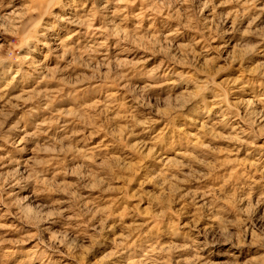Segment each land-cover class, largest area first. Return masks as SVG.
<instances>
[{"label":"rangeland","instance_id":"1","mask_svg":"<svg viewBox=\"0 0 264 264\" xmlns=\"http://www.w3.org/2000/svg\"><path fill=\"white\" fill-rule=\"evenodd\" d=\"M0 264H264V0H0Z\"/></svg>","mask_w":264,"mask_h":264},{"label":"bare ground","instance_id":"2","mask_svg":"<svg viewBox=\"0 0 264 264\" xmlns=\"http://www.w3.org/2000/svg\"><path fill=\"white\" fill-rule=\"evenodd\" d=\"M55 38V37H54ZM47 44H50V43H47ZM53 44V43H52Z\"/></svg>","mask_w":264,"mask_h":264}]
</instances>
